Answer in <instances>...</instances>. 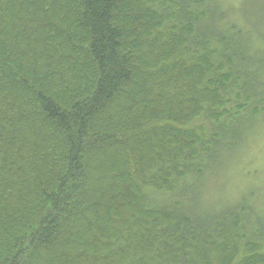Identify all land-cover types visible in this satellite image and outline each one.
<instances>
[{
    "label": "trees",
    "instance_id": "obj_1",
    "mask_svg": "<svg viewBox=\"0 0 264 264\" xmlns=\"http://www.w3.org/2000/svg\"><path fill=\"white\" fill-rule=\"evenodd\" d=\"M242 7L0 0V264H264L255 192L208 201L264 122Z\"/></svg>",
    "mask_w": 264,
    "mask_h": 264
},
{
    "label": "rangeland",
    "instance_id": "obj_2",
    "mask_svg": "<svg viewBox=\"0 0 264 264\" xmlns=\"http://www.w3.org/2000/svg\"><path fill=\"white\" fill-rule=\"evenodd\" d=\"M250 1V0H249ZM238 3L242 7L241 19L245 23L246 11L254 12L257 25L264 23V0H255L249 2L253 9L244 0H226L227 5H233L238 8ZM238 17V11L236 12ZM208 201L217 203L218 209L229 205H235L238 199L247 197L250 192L254 193L255 201L258 199L260 210L264 214V122L256 125L246 150L229 163L219 177L208 181ZM253 195V194H252Z\"/></svg>",
    "mask_w": 264,
    "mask_h": 264
}]
</instances>
